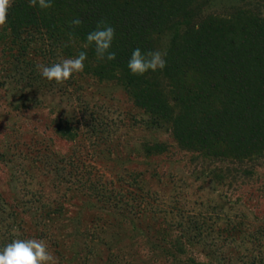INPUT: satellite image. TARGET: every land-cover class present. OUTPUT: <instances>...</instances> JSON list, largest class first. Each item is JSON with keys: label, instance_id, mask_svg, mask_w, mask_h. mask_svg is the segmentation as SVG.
I'll list each match as a JSON object with an SVG mask.
<instances>
[{"label": "rangeland", "instance_id": "1", "mask_svg": "<svg viewBox=\"0 0 264 264\" xmlns=\"http://www.w3.org/2000/svg\"><path fill=\"white\" fill-rule=\"evenodd\" d=\"M163 3L173 9L179 8L165 13L180 23L173 27L172 21L165 26L167 33L159 41V65L172 38L178 34L184 38L188 35L202 38L214 51L209 58L217 68L223 61H228L233 52L226 44L221 45L223 35L224 39L229 36L238 38L243 32L242 26L252 19L264 23V0H177L176 5ZM3 45L0 46V202L3 207L7 205L9 218L5 217L6 225L12 224L21 233L32 235L34 220L21 208L23 195L41 190L54 200L65 194L70 197L65 203L69 215L80 221L79 224L67 221V227L72 229L76 225L82 230L94 227L108 232L109 236L114 235L118 252H112L125 261L133 260L132 264H143L142 260H148V264L163 262L156 260V251L151 252L145 242H131L126 235L129 228L121 230L110 224L106 213L100 210V204H91L94 201L86 194L77 192L71 199L72 193L65 192V188L57 185L54 188V173L46 176L43 171L35 172L37 182L41 183H32L28 190L11 181L15 165L6 160H21L15 157L14 148L36 156L47 153L54 160H60L77 149L75 142L64 134L65 121L85 114V118L99 117L108 123L100 153H94L92 146L87 149L89 159H94L93 174L123 191L138 180L145 192L152 194L151 207L164 210L171 218L177 215L176 220L180 222L181 219L185 223L186 219L205 222L207 239L202 240L204 242L199 238L192 240L189 252L180 256L183 261L251 264L250 256H256L257 250L246 238V232H256L264 215V151L256 153L247 145V152H251L246 158H239L246 161L242 166L238 165L240 161L227 150L235 142L233 137H245L244 127L235 133V130H224L218 125L217 131L211 130L208 134L197 128L192 130L196 133L181 139L180 129L175 130L165 121H155L136 104L121 82L100 81L84 70L76 53L62 54L58 50L45 64L41 54L32 51L31 58L43 66L47 78L30 87L29 80L19 81L20 72L13 67L10 55L3 53ZM263 46L259 45L257 59L247 62V68L237 66L225 76H208L202 84L199 82L203 77L198 75L200 72L191 70L186 82L191 84L193 92L209 95L221 113L235 105H239L240 110L255 107L264 94V56H260ZM250 97H254L253 100ZM262 110L257 108L253 114L259 115ZM200 116L197 115L196 120L202 119ZM76 120L74 125L79 126ZM257 125L251 127L257 130ZM211 133L216 135L209 138L213 135ZM203 137L209 138L205 143L207 149L200 146ZM227 169L231 170L230 175H226ZM16 219L22 222L19 224ZM236 227L244 232L230 238L228 234L235 232ZM74 243V238L68 239L69 246ZM74 250L80 248L74 247ZM109 254L108 248L99 243L89 264H106ZM57 262L53 260L51 264ZM0 264L10 263L0 257Z\"/></svg>", "mask_w": 264, "mask_h": 264}, {"label": "trees", "instance_id": "2", "mask_svg": "<svg viewBox=\"0 0 264 264\" xmlns=\"http://www.w3.org/2000/svg\"><path fill=\"white\" fill-rule=\"evenodd\" d=\"M163 2L176 5L177 0H0V46L4 44L3 53L10 55L13 67L20 72L19 81L29 80L30 87L47 78L43 66L31 58L32 51L39 52L45 64L58 50L62 54L76 53L84 70L100 81L121 82L136 104L155 121H165L175 130L180 129L181 139L196 133L192 130L197 128L208 134L211 130L217 131L218 125L224 130H235V133L244 127L245 137H233L235 142L227 150L242 166L246 160L238 159L246 158L251 152H247V145L256 153L264 151V94L255 107L240 110L239 105H235L221 113L209 95L193 92L186 79L191 70L200 72L202 84L208 76H225L237 66L247 68V62L257 59L259 45L264 44V23L252 19L242 26L243 32L238 38L224 39L223 35L221 45L226 44L233 52L228 61L217 68L209 58L214 51L202 38L190 35L184 38L178 34L172 38L159 65V41L167 33L165 26L172 21L173 27L180 23L166 15L165 11L173 7ZM260 56H264V46ZM252 100L248 102L253 104ZM257 108L263 109L259 115L253 114ZM197 115L202 119L196 120ZM85 117L83 114L65 121L64 134L75 142L77 149L60 160H54L47 153L36 156L14 148L15 157L21 160H6L15 165L11 181L28 190L32 183H39L35 172L43 171L46 176L54 173V188L56 185L65 188V192L72 193L71 199L81 192L94 201L91 203L94 206L99 203L107 221L121 230L129 228L126 235L131 242H145L151 252L156 251V260L163 261L160 264H193L192 260L183 261L180 256L189 252L192 240L199 238L204 242L202 240L207 239L205 222L198 219H186V223L181 219L180 222L177 215L171 218L164 210L151 207L152 194L145 192L138 180L123 191L93 174L94 159H89L87 149L92 146L94 153H100L108 123L103 118ZM74 119L79 126L74 125ZM254 124H258L257 130L251 127ZM211 134L209 138L216 135ZM209 138H202V148L207 149L205 143ZM226 173L232 172L227 169ZM69 198L61 194L53 200L41 190L25 193L20 204L34 220V232L30 236L4 223L9 214L7 205L3 207L0 202V257L10 264H51L53 260L58 261L56 264H89L100 243L110 251L106 264H132L133 260L125 261L112 252H118L114 235L109 236L108 232L94 227L87 230L76 225L72 229L67 227V221L80 223L65 207ZM8 207L11 209L12 205ZM259 222L261 225L256 232H246V238L257 250L256 256H250L251 264H264V215ZM234 230L228 234L230 238L244 232L238 227ZM70 238L75 240L73 246L68 245ZM142 262L148 264V260Z\"/></svg>", "mask_w": 264, "mask_h": 264}]
</instances>
